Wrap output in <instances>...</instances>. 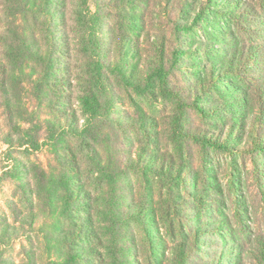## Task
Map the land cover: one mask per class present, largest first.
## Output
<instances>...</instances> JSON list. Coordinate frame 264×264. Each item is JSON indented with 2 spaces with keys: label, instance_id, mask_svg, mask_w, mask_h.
Returning a JSON list of instances; mask_svg holds the SVG:
<instances>
[{
  "label": "rangeland",
  "instance_id": "1",
  "mask_svg": "<svg viewBox=\"0 0 264 264\" xmlns=\"http://www.w3.org/2000/svg\"><path fill=\"white\" fill-rule=\"evenodd\" d=\"M213 1L211 24L187 32L208 0H0V264H201L231 244L259 264L264 154L201 141L242 120L193 101L253 92L254 70L218 88L210 68L264 48V1Z\"/></svg>",
  "mask_w": 264,
  "mask_h": 264
},
{
  "label": "trees",
  "instance_id": "2",
  "mask_svg": "<svg viewBox=\"0 0 264 264\" xmlns=\"http://www.w3.org/2000/svg\"><path fill=\"white\" fill-rule=\"evenodd\" d=\"M264 1V0H263ZM215 1L208 0V5H201L200 9L196 12L195 16L191 19V21L186 22H180L179 26L182 28L183 31L191 32L194 31L197 26H204L211 24L209 20H212L211 17L208 15V11L211 8V4H214ZM220 3L225 4L228 9L230 10V13L237 12L236 7H232L231 5H228V2L225 0H222ZM221 11H217V14L214 13V18H216L219 14H221ZM220 16V15H219ZM235 18L238 20L239 18L235 16ZM50 30L53 33V36L56 35V33L50 28ZM221 32V31H219ZM60 38H54V41L52 42L54 47L59 51L58 46H61ZM126 41H122L121 45V52H124ZM215 46V45H212ZM27 55H30L34 52L32 45L27 44ZM127 49V48H126ZM98 56L100 57L98 61V65L100 67V71L102 74L100 75V80L104 79L103 72H105V68H109L110 66L104 62L106 61L107 55H104L105 47H103L101 44L98 46ZM188 50V49H187ZM193 52V51H192ZM54 51L52 50L49 56L50 62L53 64L54 59H56V56L54 55ZM180 52L176 53V56L178 58V54ZM22 54H23V47H22ZM229 54V53H228ZM193 56L196 55V53L192 54ZM212 56V55H211ZM214 57V56H213ZM236 58H239V62L237 65H235ZM217 62V58L214 59ZM221 63L218 64L216 62H212V66L210 68V76L211 80L213 81V85L220 88L223 79L222 74H226L227 76H236L238 78L243 77L242 72H251V70H254L252 73L254 76H256V79L254 81L255 86L253 87V92L248 93L245 92L242 88H238L234 86L233 88H227L221 89L224 93L223 101H221L219 104H212L207 107H205L202 101H200L198 98L199 94L196 93L194 98V103L197 107H199L205 114H210L212 116H220L221 112H230L234 113L236 116L235 119L241 121L242 123H238L234 120V117H232L230 120L231 124L225 125L228 132L226 131V140L221 139V135L217 136V138H213V136H202L200 137L201 141L208 142L209 144H212L216 147L223 148L227 151L231 152H237V153H245L248 152L252 155L257 154H264V48L262 46H256V49H248V52H246L243 49H238L236 51H232L230 56L227 60H223L222 58L219 60ZM227 61V62H226ZM57 62V61H56ZM262 63L260 67L258 68H252L250 65L255 66V63ZM188 65V64H187ZM199 65V64H198ZM195 66V65H194ZM200 66V65H199ZM116 69L119 68V70L122 73H125V70L128 69V65L126 63L120 62L115 63L114 66ZM189 68V67H187ZM204 70V69H203ZM258 70V71H257ZM251 76V75H250ZM252 77V76H251ZM224 86V85H223ZM247 95V96H246ZM256 99V102L258 104V110L255 118L252 120L251 129L248 133V141L244 142L238 138V140H234V136L239 130H245L247 121L245 119L249 115V106L251 105L252 101L254 102ZM233 116V115H232ZM244 121V122H243ZM238 143V144H237ZM216 230V233L222 236L221 228L220 227H214ZM85 232V230H83ZM258 253H254V257L259 261V264H264V235L261 236L260 240H258ZM235 249L237 253H240L241 248L238 245H227L224 247L223 251L217 258L213 259H206L201 264H232L233 262L235 264H239L234 259H230V255L234 254Z\"/></svg>",
  "mask_w": 264,
  "mask_h": 264
}]
</instances>
